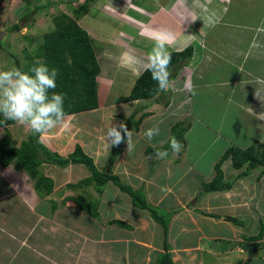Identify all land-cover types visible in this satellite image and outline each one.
I'll list each match as a JSON object with an SVG mask.
<instances>
[{
  "label": "rangeland",
  "instance_id": "1",
  "mask_svg": "<svg viewBox=\"0 0 264 264\" xmlns=\"http://www.w3.org/2000/svg\"><path fill=\"white\" fill-rule=\"evenodd\" d=\"M174 1H178L176 5L174 4L173 11L174 23L177 20L180 26V36H172L174 42L169 45L170 47L168 46V50L177 51L193 45L192 60L186 67L175 71L174 78L170 79L171 88L163 92L160 102L155 100V97L122 101L121 98L130 92L135 79L141 74L139 72L146 65V63L141 66H136L137 63L129 65V55L138 61V58L143 55L146 57L151 53L155 44L154 38L157 35L164 34V38H167L169 34L172 35L170 29L155 25L154 18L155 16L165 18L163 10H170V5ZM223 1L225 0L222 2L218 0H119V2L117 0H0V70L12 67L27 70L37 60H41L50 68L54 67L58 70L56 85L62 84L65 73L55 61L56 53L60 44L70 43L71 40L68 36H63V41L57 39L55 43L51 41L55 38L54 32L60 31L55 20L64 14L65 21H76L91 37H94L91 45L94 58L97 59L96 63L93 60L94 63H91L90 67L94 70L99 69L94 78L95 85L90 88L92 93L89 94L96 96L97 105L92 109H82L78 114L66 113L65 126H58L43 137L39 136L38 139L41 138L45 143L55 138L48 143L52 148L45 144L63 156L72 152L75 144L79 143L83 151L92 157L95 168L101 172L115 149L106 139L107 128L112 121L113 123L124 121L133 134L134 147L132 151L127 152L125 142L115 149L111 172L118 176L121 183L128 182L131 190L135 191V184L138 182L131 178L133 171H138L140 177L142 173L148 172L149 179L158 183L157 191H161V196L178 194L183 202L191 196L190 208L194 214L190 218V223L194 227L195 224L199 226L193 233L194 241L200 232L207 234L208 229L214 227L218 230L210 231L211 234L224 235L225 238L228 234L232 237L233 233H237V229L242 231L243 241L247 240L245 236L251 237L255 246L258 247V254H262L264 251V178L261 177L264 175L259 178V174L264 166L256 170L252 169L248 175H245L246 179L242 176V179L236 182L233 180L234 184L230 190H205V184H211L218 179L219 172L216 170V165L228 148L245 149L254 142L264 141V89L258 86L256 81L259 77L256 71L251 70L249 63V57L255 54V50H251L248 44L252 34L251 24H249L251 11L246 9L249 4L246 2L241 5L242 7L236 8L240 12L243 11L238 17H248L243 23H239L237 20L230 19L235 16L227 13L224 15L223 12L227 10V7ZM193 7L206 26L202 33L201 30L198 32L193 29L192 25L189 26L193 20ZM19 10L23 15L14 18L16 17L14 13ZM145 18L153 20L149 24H151L150 29L155 30L150 33V36L144 33ZM16 23L20 24L19 28L13 29ZM196 25L200 27L199 23ZM90 30L94 31L96 36ZM173 31H175L174 28ZM223 32L234 36L235 39L229 40ZM46 34H52V36L48 38ZM203 34L204 36L199 37ZM194 35L196 39L193 38ZM50 41L52 44H49ZM63 53L68 59L72 57L68 48H65ZM222 54L223 61L220 60ZM204 58H208L210 65L219 66H216L215 70L222 69L221 71L225 72L217 74L213 69L208 71L203 63ZM144 61H147V58ZM199 76L210 83L194 82L193 78L196 79ZM224 78L236 85L226 91L218 89L216 83H221ZM83 80L86 81L87 77H84L81 83L84 82ZM189 80L196 90V95H192L185 88ZM81 83L76 85L77 89L73 93L76 97H71L64 91L58 92L64 95L65 112L76 111L68 109L67 103L73 102L77 107L82 100V91L88 90L86 89L88 86L82 87ZM255 87L259 88L255 89ZM154 125L159 126L160 134L149 141L144 133L146 129ZM188 125H190L189 129L183 133L186 144H182V150L175 154L167 147L170 146V138L174 137V132L177 135L180 127L185 128ZM174 127L176 130L173 129ZM52 133L57 135V138ZM32 134L27 126L5 120L3 116L0 117V143L4 142L6 147L22 146ZM159 151H167L168 156L164 159L155 158V153ZM15 162L16 157H13L8 163V168L2 170L3 180L12 184L13 190L20 195L16 196L13 193L14 197L6 200L8 211L4 213L2 221L8 230L25 219L21 212L24 207L28 209L29 205L36 202V205L41 208L54 209L61 200L60 196H56V192L59 195H64V192L65 195H84L82 186L78 188L70 186V183L77 184L92 173L84 164L69 163L67 166H58L54 163H42L37 170L51 179V198L36 199L35 196H30L33 185L31 181H35L36 178L27 169H18ZM232 162L231 156L221 162L219 166L223 174L225 173L222 166L232 171L234 168ZM244 168L245 166L242 167ZM235 171L237 174L241 169L235 168ZM213 172V180L206 182ZM50 179L43 184H48ZM228 179L232 180V178ZM249 183L254 184L252 190ZM218 184L220 181L217 180ZM94 186L84 188L90 195L85 202L97 203V199L102 201L105 195L107 200L111 199L110 196L117 194L112 190L114 188L121 191L114 183L109 182L105 185L106 190L102 195L101 191ZM234 186L236 187L233 188ZM169 188L170 191H168ZM162 189L165 190L162 191ZM7 192L11 193L12 189ZM40 192L46 193L48 189L42 188ZM40 192L37 191L39 194ZM135 193L137 196H145L143 190H137ZM224 193L232 197L231 200L237 201L238 207H232L229 200L225 198L222 200L221 196H225ZM8 196L12 194H7L6 197ZM128 199H131V194ZM25 200L29 202V205ZM167 200H170L169 197H166L164 202ZM198 205H208L209 211L214 214L203 213ZM158 210L160 214H164V221L169 222L172 216L171 211L160 208ZM25 211L26 209L23 213ZM81 212L79 217H81L80 221L85 223V230L91 228V222L101 227V221L99 223L92 221L93 218L88 217L91 216L89 213L84 210ZM226 217L235 218L242 223ZM193 219L195 224H192ZM222 219L227 221L225 226L228 227L215 222ZM159 224L164 227L162 223ZM232 228L233 231L230 232ZM92 230L91 228L90 232H93ZM246 240L245 242H248ZM1 242L2 240H0V264H26L25 257L22 258V263L14 260L13 248H10L12 246L8 245L7 253H3Z\"/></svg>",
  "mask_w": 264,
  "mask_h": 264
},
{
  "label": "crops",
  "instance_id": "2",
  "mask_svg": "<svg viewBox=\"0 0 264 264\" xmlns=\"http://www.w3.org/2000/svg\"><path fill=\"white\" fill-rule=\"evenodd\" d=\"M218 1L222 2V0ZM117 2H119V0H117ZM223 2L227 7V10H224L223 12L224 15L227 13L229 15L235 16L234 18L230 17V19L237 20L239 23H243L248 17H238V15H240V13L243 11L240 12V10L236 8L242 7L241 5L246 2L249 4L246 9L249 10V12L251 11V19L249 18V24H251L250 28L252 34L250 35L248 44L251 50H255V54L253 53L254 56L251 55L249 57V63L252 67L251 70L256 71V75L259 77L256 81L258 86L262 87L263 90L264 33L257 32L259 28L264 27V0H225ZM177 3L178 1H174L172 5H170V10H163L165 13V18L163 16H155L154 18L155 25H162L172 31L171 36H180L179 23L176 22L177 20H175L174 23L175 14L173 7L174 4L176 5ZM127 6L125 7L127 8ZM194 8L195 7L192 8V21L195 22L193 23L191 21L189 26L192 25L193 29L198 32L201 30L202 33L206 26H204L200 15L195 13L196 9ZM20 11L21 10L14 13L16 14V17L14 18L21 17L23 15ZM233 12H235V14H233ZM151 21H153L151 18L144 19V33H147L149 36L151 35L150 33L155 30L150 29L151 24L149 23ZM196 23H199L200 27L203 26V28H198ZM173 28L176 32L173 31ZM90 31L91 33L94 32L92 30ZM94 33L93 35L96 36ZM223 33L227 36V38H229V40L235 39L234 36H229L227 32ZM202 36H204V34L199 37ZM92 38L94 39V37ZM193 38H195V35ZM254 40L260 45L259 47H253ZM147 57L148 56L144 57L143 55L141 58H138V63L136 66H141V64L147 63V61H144ZM220 60H224L223 54ZM203 63L206 66L205 68H208V71L213 69V71L217 74L225 72L224 70L221 71L222 69H220V71L215 70V68H217L216 66L218 65H210L211 63L208 61V58H204ZM144 68L141 69L139 74L143 72ZM197 74L199 73L197 72ZM203 79L204 77L201 78V76L196 79L193 78L194 82L197 81L198 83L203 84L210 83L204 81ZM229 83L230 81L225 80L224 78V81L216 84L218 89L226 91L232 86L236 85L231 83L230 85ZM259 87H255V89ZM225 94L228 93L225 92ZM52 134L54 135V133ZM54 137L57 138V135H54ZM51 140L48 142L45 141L49 147L51 146L48 143ZM6 167L8 168V165L1 166L0 164V240H2L1 247L3 253H7L6 248L8 245L12 246L10 247L14 249V251L12 249V257L18 262L20 261L22 263L21 260L25 257L27 261L24 263L26 264H160L159 257L168 251L171 253L172 264H264V251L262 254H258V247L255 246L254 241L251 240L252 238L245 236L247 238V240H245L248 242H245V240L243 241L244 238H242V231L237 230L236 228L235 229L237 233H233L232 237L228 234V237L225 238L224 235L217 236L216 234H211L210 231L218 230L217 227H214L213 229H208V235L206 233L200 232L194 241V238L192 239L194 236L193 233L199 226L194 223V219L192 224H195V227L190 223V218H192V215L194 214V211L192 208H190V202H192L190 201L191 196H189L184 202L181 200L178 194H174V196L173 194L171 196H161V191H157L158 183H154V181L149 179L150 176L148 172L145 174L142 173L140 177L138 171H133L131 178L138 182L135 184V187L139 188L140 191L143 190L146 202L150 206L171 211L172 216L170 217V221L167 223L166 238L164 235V227L152 218L149 210L134 206L132 200L128 199V195L118 191L116 188L112 190L116 191L117 194L114 193L113 196H110L109 198L111 199L107 200L106 195L103 196L102 201H100L99 198L97 199L98 214L96 216H88L85 214L89 218H93L92 221H97L98 223L101 221V227L95 222H91V228L93 229V232H90L91 228L86 230L84 229L85 223L81 222V217H79V214L82 212L78 209L76 201L66 198L67 196L72 197L76 195H65V192L64 195H59L56 192V196H60L59 199L61 200L52 210L51 208H41L36 205V202L29 205V202L25 200L27 205H29L28 209L24 207V209L21 211L23 214V219H25L20 222L19 225H16L14 228H10L8 230L5 228L2 221L4 213L8 211L5 204L6 200H8L10 197H14L13 193L16 196L20 195L16 190H13L14 186H12V184H9L7 180H3L2 170ZM222 167L225 173L223 174L224 180H226V178H232V180H234L235 176L239 173L238 172L236 174L235 168H232L233 170L229 171L228 168H224V165ZM238 168H240L241 171L243 170L242 167ZM213 176L214 172L213 175H211L206 180V182L213 180ZM242 178L246 179L245 176ZM242 178L240 177L235 179V182ZM229 180L230 179L226 181ZM247 182L248 180L246 183ZM31 183H33V185L31 186L30 196H35L36 199H42L43 197L46 199L49 197L51 198L50 193H37L35 181L32 180ZM248 185L251 186L250 189L252 190L254 184L249 183ZM77 187L79 188V186ZM9 189H12L11 193L7 192ZM105 190L106 187H104L103 191L100 193L103 195ZM170 190L171 189L169 188L168 191ZM7 194H12V196H8L7 198ZM224 194L225 196H221L222 200L225 198L226 200H229V204L232 207H238L237 201L231 200L232 197L228 196L226 193ZM166 197H169L170 200L164 202ZM198 207L201 211H203V213L214 214L209 211L210 209L208 208L210 207L208 205H198ZM105 208L107 209V212ZM25 209L26 211L23 213ZM206 209L207 211H204ZM216 215L218 216L217 213ZM118 220H122V222L125 224H119L117 222ZM224 220L225 219L215 222L219 223V225L222 223L223 226H225L227 225V221ZM200 228L203 230L202 227ZM232 231L233 228L230 230V232ZM165 239L167 240L166 243L169 246L168 250H166V244L164 242ZM240 250H242V252H240Z\"/></svg>",
  "mask_w": 264,
  "mask_h": 264
},
{
  "label": "trees",
  "instance_id": "3",
  "mask_svg": "<svg viewBox=\"0 0 264 264\" xmlns=\"http://www.w3.org/2000/svg\"><path fill=\"white\" fill-rule=\"evenodd\" d=\"M65 17L66 15L62 14L61 16L57 17V19L55 20L56 25L57 24L59 25L57 26L59 27L60 31L54 32L55 38L51 40L53 41V43L56 42V39L63 41L62 39L63 36H68L69 39L71 40L70 43L60 44V46L58 47L55 61L58 62L60 67H62V70H64L65 79L63 80L62 84L56 86L54 90L57 92L64 91L71 97H76V95L73 94L74 91H76L77 89L76 85L80 84L84 77H87V80L86 81L83 80L84 82L81 83L82 87L88 86L86 88L88 90L82 91L81 93L82 100L78 103L77 107L73 102H70V104L67 103L69 107L68 109L76 110V111L65 112V113H71V112H79L82 109L86 110V108L92 109L97 105V100L95 101L96 96H91L89 93H92L90 91V88L95 85L94 78L99 68L94 70L90 67V64L94 62L96 63L95 60L97 59L94 58L92 51V45H91L92 37L88 34L86 30H84L81 26H79L76 23V21H72V20L65 21ZM19 25H20L19 23H16L12 28L13 29L19 28ZM51 36L52 34L51 35L46 34V37L48 38ZM51 41L49 42V44L50 43L52 44ZM65 48H68L71 52L72 57L69 59L63 53V50ZM170 52L172 54V62L169 66V70L171 72V76H170L171 79L174 78L175 71L177 69L187 66V64L192 60L194 56V49L192 45H189L182 50L170 51ZM162 94L163 92L158 90L156 82L151 79V74L143 70V72L135 79L130 92L127 95H124L121 98V100L132 101V100L148 99L155 97V100L160 102L162 99L161 98ZM91 102L94 103L89 105V103ZM165 104L167 105L168 101L165 102ZM1 116L2 114H0V117ZM189 127L190 125L186 126L185 128L180 127L177 135L176 132L173 131L175 134L173 136L176 137L183 145L186 144V138L183 133H185L189 129ZM173 129H175V127ZM35 135L36 134H32L30 139L20 147L17 146L6 147L5 143L1 142L0 163L3 166H6L13 157H16V162H15L16 167L18 169L21 168L27 169L36 178L35 180L36 190L40 192L42 188L48 189V192H46L47 194L51 193L52 181L48 176L39 173V171L37 170V167L39 165H41L42 163H52V164L54 163L58 166H67L69 163L84 164L91 170L92 173L88 177L80 180L77 184L70 183V186H79V187L82 186L84 195L66 197L68 199L76 201L78 205V209L84 210L92 216H96L98 214L97 211L98 201L97 203L95 202L93 204L91 202H85V200L89 198V194L85 192L84 188L86 186L88 187L90 185H95V188L98 191H103L106 183H108L109 181H113L120 188L121 191H125L131 194L133 204L136 207L148 209L152 218L164 225V235L166 238L168 222L164 221L165 219L164 214H160L158 212L159 211L158 208L150 206L146 202L145 197L137 196L135 193L136 191L131 190L129 185L121 183L117 175L112 174L111 172L107 173L105 169L99 172L93 164L92 157L88 155L86 151H83L82 146L79 143L75 144V148L72 152L68 153L66 156H63L49 149L42 141H40V139H38L39 135L36 136ZM167 147L171 150L170 146ZM115 148L117 149L118 147ZM229 156H231L233 160L232 163L234 168L245 166V168L235 176V179L248 175L252 169H256V168H260L261 166H264V141H257V143L254 142L245 149L239 147H237L236 150L235 147L228 148L225 151L223 158L216 165V170L219 172L217 180L220 181V184L217 185V180L211 182V184H205V190L207 191L228 190L232 187L233 180H229V181L224 180L222 170L219 166L221 162L224 161L226 158H229ZM260 171L261 173H264V169H261ZM47 179H50V182L48 180V184H43ZM40 194H42V192H40ZM226 218H230L236 221V219L232 217H226ZM117 222L121 225L125 224L122 222V220H118ZM236 222L242 223L239 220H237ZM164 242L166 244V250H168L169 246L166 243L167 240L165 239ZM159 262L160 264H172L171 253L168 251L163 253L160 256Z\"/></svg>",
  "mask_w": 264,
  "mask_h": 264
},
{
  "label": "clouds",
  "instance_id": "4",
  "mask_svg": "<svg viewBox=\"0 0 264 264\" xmlns=\"http://www.w3.org/2000/svg\"><path fill=\"white\" fill-rule=\"evenodd\" d=\"M258 33H264V27L259 28ZM154 39L155 44L151 53L147 57V63L144 70L151 74V79L156 82L158 90L166 92L171 88V72L169 66L172 62V54L168 50V46L174 42V37L169 34L167 38H164V34H160ZM259 46L260 45L254 40L253 47ZM128 63L129 65H134L138 63V61L135 57L129 55ZM57 76L58 70L54 67L50 68L46 62L41 60H37L34 65L27 70L19 67L0 70V114H2L5 120L15 121L20 125L27 126L33 134L39 135L40 137H43L45 133L50 132L58 126H65L66 113L64 110V95L52 91L57 86ZM185 88L192 95L197 94L190 80L186 83ZM159 134L160 128L158 125L146 129L144 133L149 141ZM132 135V132L124 121L116 123H113L112 121L107 128L106 139L110 146L114 148L118 147L121 143L126 142V151L130 152L134 147L132 143ZM169 145L172 152L175 154H178L183 148L182 143L176 137L170 138ZM115 149H113V160L115 157ZM167 156V151H159L155 153V158L157 159H164ZM113 160L112 164L114 162ZM262 175H264V173H261L260 171L259 178ZM109 182L114 183L113 181ZM108 183H106V185ZM122 183H124V181H122ZM124 184L129 185L130 187L128 182H125ZM137 190H139V188L135 189V191ZM164 190L165 189H162V191ZM121 192L129 196V193L125 191Z\"/></svg>",
  "mask_w": 264,
  "mask_h": 264
},
{
  "label": "water",
  "instance_id": "5",
  "mask_svg": "<svg viewBox=\"0 0 264 264\" xmlns=\"http://www.w3.org/2000/svg\"><path fill=\"white\" fill-rule=\"evenodd\" d=\"M113 156H114V152H113L112 156L110 157L108 164H107L106 172H108V173L111 171Z\"/></svg>",
  "mask_w": 264,
  "mask_h": 264
}]
</instances>
